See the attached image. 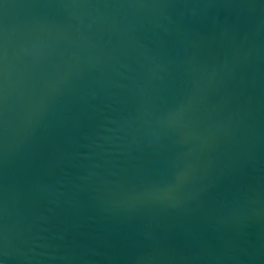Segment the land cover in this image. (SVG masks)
<instances>
[{"label":"water","instance_id":"obj_1","mask_svg":"<svg viewBox=\"0 0 264 264\" xmlns=\"http://www.w3.org/2000/svg\"><path fill=\"white\" fill-rule=\"evenodd\" d=\"M0 264H264V0H0Z\"/></svg>","mask_w":264,"mask_h":264}]
</instances>
